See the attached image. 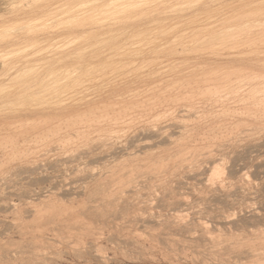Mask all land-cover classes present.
Here are the masks:
<instances>
[{"label":"rangeland","instance_id":"1","mask_svg":"<svg viewBox=\"0 0 264 264\" xmlns=\"http://www.w3.org/2000/svg\"><path fill=\"white\" fill-rule=\"evenodd\" d=\"M133 2L134 0H39V2L38 0H0V39L4 36L11 37L6 41L8 42L7 44L4 41L3 43L0 42V102L2 101L3 103L12 99L13 96L20 95V97L13 98L17 100H14V104H17V106L12 104L14 102L13 99L9 105L5 104L2 106L0 103V115H5L10 111V113H13L14 109H20L21 105V109L25 105L28 108L31 104L39 103L45 98L49 100L50 96V99H56L57 95L58 97L62 96L59 94H63L62 97L67 95L64 98L71 95L77 96L79 91L80 98L99 99L106 104L115 103L112 101L122 98L123 104L126 107L128 106V110L125 107L118 106V109L116 107L117 110L121 109L120 112L126 109L124 112L126 119L120 117L121 119L118 118L116 120V117L113 120L114 117L111 118L106 115L108 112L106 113L105 110H99L101 111L100 113H95L96 118H100L98 115H101V119L105 116L104 122L108 120V124L106 122L103 126V119L101 124V122H98L101 119L97 118V120L93 117V114H89L90 116L86 114L85 118L81 117L82 120H78V124L74 119L72 122L69 121L71 123H66L62 120L59 124L64 129L63 131L66 130L65 126L69 124L68 128L80 125L79 128L81 127L82 129L76 126L81 132L79 133V130L77 132L75 127L73 128L76 129V131L74 130L75 132L70 128L72 136H69V129L66 130L69 133V137H64L65 139L68 137L67 143L63 139V135L62 138L61 136L58 137H60V140L65 141H57L58 137L56 138V136H52L56 139L53 138L52 141L50 139L48 141L47 137L50 135H48L47 129H41V131L38 129L40 132L44 130V133H40L41 135L38 130V133L35 132L38 138H36L37 136L35 137L34 130H28V132L32 133L29 132L31 138L33 137L32 139L27 136L26 138L25 136H19L15 130L14 132H9V134H7L8 131L7 133L2 132L5 135L2 134L0 137V264H264V115H262L264 114V111H262L264 110V89L260 87L263 85H260L261 80H263L260 75L264 77V0H135ZM142 2L144 3L142 4ZM27 6L28 8H26ZM188 39L191 40L189 41ZM166 45L167 48L165 47ZM255 75H257V78L260 76L261 80L257 79L259 85L256 84L257 82L255 84L252 82V80L255 82L254 78L256 77H253ZM199 77L206 78L212 83L213 81H219L221 78L232 77L233 80L231 79L232 81L229 84L231 85L233 82L232 86L236 85L235 87H237L238 83L240 85V80L244 81V77L246 78H244L245 80L251 77L252 80H250L251 78L249 79L250 83L247 82L250 85L242 82L241 84L243 88L247 85L251 86L252 93L250 90L248 91L249 87L247 89L244 88L245 90L242 92L241 89L243 88L239 85L237 90L240 88L239 91L242 93L235 91V87L233 91L231 90L232 94L229 93V88L226 91L219 86V89L215 88V90L213 88L214 91L211 89L209 90L210 92L204 91V89L200 92L201 89L196 88L194 85H190V87L192 86L191 88L179 89L178 85L182 84L181 82L185 79H200ZM96 78L98 79L96 80ZM66 79L68 80L66 81ZM48 80L50 81L48 82ZM51 80L53 81L51 82ZM87 80L88 84H85ZM234 81L236 82L235 84ZM81 83L82 85H80ZM57 84H60V86ZM53 86H57L54 87L55 90L52 89ZM171 86L173 88L176 86L179 90L177 88L173 89ZM252 86L254 88L260 87L255 88L254 91L256 89L257 91L258 89L262 91H260L261 93L259 92L260 97L258 95L256 98L258 99L257 104H255V98L251 97L255 103L250 98L253 94H258V92L252 91L254 89ZM49 87L51 88L48 89ZM192 88L196 90L193 92L191 91ZM203 91L204 93H211L210 95L208 93V95L215 98L209 97L211 98L209 99L207 98L208 95H205L206 98L201 96L204 94ZM247 91L252 95L248 94ZM49 92L52 94H48ZM221 92L224 94H220ZM80 93L83 97H81ZM185 93L193 96L197 94L198 97L195 95L196 98H194L198 101L194 102V98L190 95L188 96L189 98L191 97L190 99L187 96L185 98L189 100L183 99L184 97L181 96L187 95ZM97 94L101 95L98 96ZM3 95L9 96L3 97ZM44 95L49 96V98ZM177 95L186 104L191 103L190 105H193L195 103L194 106L196 108L191 109L192 106L190 105L184 106V101H181V98H176ZM122 96L126 97L123 98ZM42 97L44 98L42 99ZM169 97L174 98V100L172 99L171 101ZM192 98L193 102L191 101ZM218 98L219 100L216 101ZM25 99L27 103H25ZM159 99L161 101L157 102ZM176 99L182 102L179 104L184 107L177 104L178 101ZM202 100L204 103H199ZM163 101H168L171 105L177 104L176 106L173 105V107L170 105L173 109H169L174 112V115L178 111V116L175 115L176 118L173 112H168V102H165V107L167 108L161 105ZM187 101L190 102L188 103ZM220 101L223 102L220 103ZM158 103L160 104L158 105ZM155 104L159 108L162 106L160 110L155 107L156 110L158 109L157 112L153 111ZM198 105L201 107H197ZM232 105L233 107H231ZM174 106H180L181 108L179 107V109L181 110L178 108L174 109ZM246 106L249 108L247 110L253 109L252 113L250 112L251 110H246ZM147 107L152 110L151 116L153 118L149 117L150 114L148 112L150 109ZM185 107L193 110L194 116L197 114L200 116L205 110L203 113L204 115L207 113V117L205 118L204 116V120L207 121L212 116L208 122L213 120L217 125H214L215 122L213 121H211L213 123L209 122L208 124L203 119L200 120L202 117H199L198 120V115L195 119L192 116V111L190 110L192 114L189 109V112H187ZM207 107L211 110H207ZM162 108L165 109L163 110L164 114L159 116V118L158 115L163 113ZM182 108L185 110L183 109V111ZM201 109L202 112H200ZM221 109L225 110L224 113L216 111ZM129 110L128 115L131 114L129 115L130 118L132 117L131 119L126 113ZM194 110L199 111V113L197 111L195 113ZM246 112H250L249 115L251 114V116H247ZM188 113L192 116L191 118ZM121 114L123 115V113ZM179 115L182 117L187 115L188 118L184 117L185 119L182 120L183 118ZM155 116L159 119L158 121H154L156 120ZM89 117H92V119H87ZM179 117L185 123L186 119L189 120L190 118L189 121L187 120V123L189 122L188 125H190L186 126L187 123L180 122ZM93 118L99 123H94L96 129L94 126L90 127L89 125L91 121H94ZM127 118L130 119L128 122ZM151 118L153 122L150 121L152 120ZM85 119L89 120V123ZM118 120H120L119 123ZM176 120L177 125L179 122V126L175 125L176 123L173 124L172 121ZM109 121H113L115 124ZM200 122L202 124L205 123V126L211 125L216 128L226 125L223 129L221 128L224 133H220L219 131L222 130H219L220 135L218 134L214 141L215 148L219 141L221 144L219 143L218 145L222 146H218L216 149L212 146L214 148L212 153L214 155H216L215 152L217 153V156L213 157L211 154V158L218 159L214 163L219 168L218 175L208 178V173H203L204 167H211L209 159L207 162L202 160L201 163L193 161L194 168L178 171V174L176 171H174L175 173L170 171L171 173H166L165 177L162 175V178L159 177L157 181L147 178L146 174L144 175L146 163L148 164L149 161L155 159L157 155L158 157H163L171 152L168 148L169 146H167L168 142H163L164 140L160 139L161 137L163 138V134L170 135L172 132H176L175 134L177 135V129L169 132L171 129L168 130V127L173 126L175 128L176 126L181 129L182 126H186L181 130L184 131L190 130L192 124L201 126L202 124H197ZM112 123L116 126V129ZM180 123L185 126L183 124L180 126ZM71 124L74 126L72 127ZM106 124L108 127L112 124L109 127L111 130L108 127H104ZM166 124H169V126ZM229 124L235 125L234 128L233 125L231 127ZM99 125L104 127L102 129L107 128L108 130H100ZM165 125L166 130L164 127L162 128ZM119 126L122 127L119 128ZM156 126H160V129L156 128ZM87 127L90 131H87ZM230 127L233 128V131H231ZM155 128L158 129V133H156ZM224 128L228 129L225 130ZM234 129L239 130L235 131ZM148 130H150L151 134ZM159 130H163L164 133ZM86 131L90 133H88V136ZM114 131L116 134L113 133ZM78 133L80 134L79 138ZM153 133L156 136L161 133L159 142L156 140L158 136L156 137ZM174 133L171 134L173 140L178 138H174ZM145 134L148 137L151 136L146 139ZM10 135L12 137L11 142H9ZM17 135L19 139H23L21 142H24L23 144L18 142L20 140ZM64 135H67V133ZM13 136L14 138L16 137L19 144L18 146L16 145L17 147L14 145L17 143L14 141ZM151 137L153 139H150ZM3 138L5 139L3 140ZM28 140L33 143H29ZM149 140L153 143L149 142V144L146 142ZM154 140L158 145L155 146ZM216 140L219 141L216 142ZM141 141L142 143H140ZM143 141L150 145V148L146 150L149 153L153 152V154H150L151 157L145 154V150L142 151V149L137 147L139 146L138 143L141 145ZM68 142L72 145H69ZM135 142H137V146ZM63 143H65L64 146ZM25 144L28 146H25ZM52 144L56 146H51ZM20 145L23 146L21 147ZM128 145L129 147H127ZM134 145L135 148H133ZM14 146L15 150H13ZM152 146L155 147L153 148ZM121 148L123 151H120ZM217 150L221 153L219 154ZM18 151L20 153L23 152L21 153L23 156ZM126 151L129 153H126L128 156L125 154ZM135 151L136 153L139 151V154H136ZM3 152L4 155H2ZM7 152L8 156L10 155L9 159L6 155ZM30 152H34L32 153L33 155ZM87 152L88 154H86ZM222 152L225 153L224 156ZM134 153L138 159L133 157V155L131 156ZM16 155L20 158L13 157ZM141 155H144V158ZM57 161L60 163H57ZM90 163L94 164L91 165ZM139 165L141 167H139L140 170L137 168ZM2 166L5 168H2ZM133 167L135 168L132 170L131 168ZM196 173H199V175ZM120 174L121 176H119ZM193 174L197 175V177H194ZM118 176L124 182L126 181L127 183L128 181L126 186V183L119 185L120 183L117 180L119 181L120 178ZM39 178L41 179L39 180ZM130 179L131 181H129ZM115 183H118V185H115ZM149 185H154L151 187L153 189H150ZM98 188L101 189V192ZM110 190L113 192L111 195L109 194ZM102 191L107 196L106 201L102 200L104 195ZM70 208L71 211L76 210L74 213L79 218L75 217L73 212L70 214ZM54 211L58 212L59 217ZM59 212L60 214H62L61 212L69 213L73 217L71 218L66 214L61 216ZM77 212L80 216H78ZM38 219L41 221L39 222ZM62 222H67L68 227H66V223L65 226ZM76 222L79 225L76 226ZM53 223H56V225ZM57 223L60 225H57ZM69 228L72 230L69 231Z\"/></svg>","mask_w":264,"mask_h":264},{"label":"bare ground","instance_id":"2","mask_svg":"<svg viewBox=\"0 0 264 264\" xmlns=\"http://www.w3.org/2000/svg\"><path fill=\"white\" fill-rule=\"evenodd\" d=\"M2 2H3V1H2ZM4 2H5V1H4ZM25 2H26V1H25ZM38 2H39V0H38ZM134 2H135V0H134ZM134 2H133V3H134ZM137 2H138V1H137ZM133 3H132V4H133ZM138 3H139V2H138ZM138 3H137V5H138ZM143 3H144V2H142V4H143ZM139 4H140V3H139ZM137 5L135 4V6H137ZM140 5H141V4H140ZM149 5H150V4H149ZM1 6H2V3H1ZM8 6H9V5H8ZM23 6H24V5H23ZM138 6H139V5H138ZM26 8H28V6H27ZM26 8H25V9H26ZM6 9H7V8H6ZM14 11H15V10H14ZM18 11H20V9H18ZM187 11H188V10H187ZM258 12H259V11H258ZM225 13H226V12H225ZM255 13H256V12H255ZM92 14H93V13H92ZM180 15H181V14H180ZM231 15H232V14H231ZM256 15H257V13H256ZM258 16H259V15H258ZM239 17H240V16H239ZM256 17H257V16H256ZM243 18H244V17H243ZM259 18H260V17H259ZM36 19H37V18H36ZM216 19H217V18H216ZM235 19H236V18H235ZM38 20H39V19H38ZM250 20H251V19H250ZM262 20H263V19H262ZM25 22H26V21H25ZM217 22H218V21H217ZM30 23H31V22H30ZM227 23H228V22H227ZM246 23H247V22H246ZM12 24H13V23H12ZM33 24H34V23H33ZM263 24H264V23H263ZM5 25H6V24H5ZM65 26H66V25H65ZM244 26H245V25H244ZM249 26H250V25H249ZM262 26H263V25H262ZM0 27H1V26H0ZM28 27H29V25H28ZM223 27H224V26H223ZM187 28H188V26H187ZM209 28H210V27H209ZM35 29H36V28H35ZM203 29H204V28H203ZM240 29H241V28H240ZM31 30H32V29H31ZM231 30H232V29H231ZM238 30H239V29H238ZM258 30H259V29H258ZM228 31H229V30H228ZM261 31H262V30H261ZM263 31H264V30H263ZM263 31H262V32H263ZM195 32H196V31H195ZM198 32H200V31H198ZM208 32H209V30H208ZM31 33H32V32H31ZM258 33H259V32H258ZM260 33H261V32H260ZM148 34H149V33H148ZM184 34H187V33H184ZM213 34H214V33H213ZM231 34H232V33H231ZM234 34H235V33H234ZM8 35H9V34H8ZM15 35H16V34H15ZM134 35H135V34H134ZM192 35H193V34H192ZM221 35H222V34H221ZM224 35H225V34H224ZM229 35H230V34H229ZM240 35H241V34H240ZM249 35H250V34H249ZM256 35H257V34H256ZM213 36H214V35H213ZM233 36H234V35H233ZM236 36H237V35H236ZM136 37H137V36H136ZM188 37H189V36H188ZM194 37H196V36H194ZM217 37H218V36H217ZM10 38H11L10 36H9V37L4 36V37H2V39H0V42H1V43H3V41L6 42V41L9 40ZM175 38H176V37H175ZM185 38H186V37H185ZM192 38H193V37H192ZM192 38H191V39H192ZM222 38H223V37H222ZM228 38H229V37H228ZM233 38H234V37H233ZM191 39H190V40H191ZM194 39H195V38H194ZM203 39H204V38H203ZM217 39H218V38H217ZM217 39H216V40H217ZM248 39H249V38H248ZM258 39H259V37H258ZM258 39H257V40H258ZM188 40H189V39H188ZM190 40H189V41H190ZM222 40H223V39H222ZM225 40H226V39H225ZM230 40H231V39H230ZM230 40H229V41H230ZM239 40H240V39H239ZM253 40H254V39H253ZM51 41H52V40H51ZM76 41H77V40H76ZM172 41H173V40H172ZM178 41H179V40H178ZM251 41H252V40H251ZM55 42H56V41H55ZM233 42H234V41H233ZM239 42H240V41H239ZM244 42H246V41H244ZM247 42H248V41H247ZM259 42H260V41H259ZM7 43H8V42H6L5 44H7ZM205 43H206V42H205ZM254 43H256V42L254 41ZM176 44H177V43H176ZM215 44H216V43H215ZM225 44H226V43H225ZM234 44H235V43H234ZM71 45H72V44H71ZM168 45H169V44H168ZM179 45H181V44H179ZM186 45H187V44H186ZM223 45H224V43H223ZM228 45H229V44H228ZM238 45H239V43H238ZM243 45H244V44H243ZM193 46H194V45H193ZM3 47H4V46H3ZM165 47L167 48V45H166ZM172 47H173V46H172ZM179 47H180V46H179ZM218 47H219V46H218ZM124 48H125V47H124ZM182 48H183V47H182ZM207 48H208V47H207ZM229 48H230V46H229ZM233 48H234V47H233ZM241 48H242V46H241ZM254 48H255V47H254ZM258 48H259V47H258ZM145 49H146V48H145ZM193 49H194V48H193ZM222 49H223V48H222ZM236 49H237V48H236ZM121 50H122V49H121ZM159 50H160V49H159ZM191 50H192V49H191ZM227 50H228V48H227ZM19 51H20V50H19ZM25 51H26V50H25ZM61 51H62V50H61ZM148 51H149V50H148ZM160 51H161V50H160ZM196 51H197V50H196ZM198 51H199V50H198ZM204 51H205V50H204ZM207 51H208V50H207ZM215 51H216V50H215ZM229 51H230V50H229ZM235 51H236V50H235ZM238 51H239V50H238ZM251 51H252V50H251ZM131 52H132V51H131ZM193 52H194V50H193ZM226 52H227V51H226ZM232 52H233V51H232ZM253 52H254V51H253ZM10 53H11V52H10ZM200 53H201V52H200ZM220 53H222V51H220ZM37 54H38V53H37ZM217 54H218V53H217ZM254 54H255V53H254ZM202 55H203V53H202ZM243 55H244V54H243ZM23 56H24V55H23ZM170 56H171V55H170ZM176 56H177V55H176ZM179 56H180V55H179ZM190 56H191V55H190ZM233 56H234V55H233ZM240 56H241V55H240ZM177 57H178V56H177ZM237 57H238V56H237ZM244 57H245V56H244ZM26 59H27V58H26ZM156 59H157V58H156ZM159 59H160V58H159ZM241 59H242V58H241ZM162 60H163V59H162ZM211 60H212V59H211ZM159 61H160V60H159ZM144 62H145V61H144ZM148 62H149V61H148ZM242 62H243V61H242ZM145 63H146V62H145ZM169 63H170V62H169ZM140 64H142V63H140ZM18 65H19V64H18ZM20 65H21V64H20ZM128 65H129V64H128ZM144 65H145V64H144ZM147 65H148V64H147ZM170 65H171V64H170ZM170 65H169V66H170ZM173 65H174V64H173ZM131 66H132V64H131ZM106 67H107V66H106ZM112 67H113V66H112ZM128 67H129V66H128ZM166 68H167V67H166ZM197 68H198V67H197ZM199 68H200V67H199ZM78 69H80V68H78ZM87 69H88V68H87ZM130 69H131V67H130ZM66 70H67V69H66ZM69 70H70V69H69ZM74 70H75V69H74ZM135 70H137V69H135ZM156 70H157V69H156ZM165 70H166V69H165ZM192 70H193V69H192ZM78 71H79V70H78ZM125 71H126V70H125ZM174 71H175V70H174ZM76 72H77V71H76ZM82 72H84V71H82ZM160 72H161V71H160ZM224 72H225V71H224ZM70 73H71V72H70ZM126 73H127V72H126ZM132 73H133V72H132ZM132 73H131V74H132ZM163 73H164V71H163ZM170 73H171V72H170ZM208 73H209V72H208ZM68 74H69V73H68ZM73 74H74V73H73ZM113 74H114V73H113ZM118 74H119V73H118ZM128 74H129V73H128ZM128 74H126V75H128ZM221 74H222V73H221ZM88 75H89V73H88ZM106 75H107V74H106ZM106 75H105V76H106ZM111 75H112V74H111ZM126 75H125V76H126ZM249 75H250V74H249ZM253 75H254V74H253ZM257 75H258V74H257ZM257 75L253 76V77H256V78H254V79H255V82H254V80H252L251 77H250L251 79L249 78L250 80H252L253 84H255V83L257 82V79H258V78H259L258 80H261V79H260V76H261V78L264 80V77H262V75L259 74L260 76H258V78H257ZM53 76H54V75H53ZM68 76H69V75H68ZM128 76H129V75H128ZM131 76H132V75H131ZM155 76H157V75H155ZM170 76H171V75H170ZM235 76H236V74H235ZM263 76H264V75H263ZM89 77H90V76H89ZM102 77L104 78L103 74H102ZM107 77H108V76H107ZM120 77H121V76H120ZM206 77H207V76H206ZM208 77H209V76H208ZM218 77H219V76H218ZM52 78H53V77H52ZM55 78H56V76H55ZM63 78H64V77H63ZM76 78H77V77H76ZM87 78H88V77H87ZM87 78H86V79H87ZM115 78H116V76H115ZM152 78H153V77H152ZM199 78H200V79H185L184 81L181 82L182 84L179 83V84H180V85H178V86H179V89H185L186 87L191 88L192 86L190 87V85H194L196 88L201 89V91H200V90H199V91L202 92L203 89H204V91H209V90H211V89H213V88H214V89H215V88H218V86H219V87H221V89L224 88L223 90H226V89L228 90V88H229V89H230V92H229V93H231V92L233 91L234 87L236 86V85L232 86L233 82H232L231 85L229 84V83L233 80L232 77H231V78H230V77H228V78H223V79L221 78V79H219V81H213V83L210 82V81H208V79H206V78H201V77H199ZM244 78H245V77H244ZM244 78H243V80L246 81V82H244V81L242 82V80H240V81L238 80V81L240 82V85H239V83L237 82V83H238V84H237V87H238V85L242 87L241 82L244 83V84H248L247 82H249L250 80L248 79V77H247L248 80H245L246 78H245V79H244ZM82 79H83V77H82ZM82 79H81V80H82ZM97 79H98V78H96V80H97ZM105 79H106V78H105ZM231 79H232V80H231ZM64 80H65V79H64ZM67 80H68V79H66V81H67ZM73 80H74V79H73ZM77 80H78V79H77ZM101 80H102V78H101ZM115 80H116V79H115ZM209 80H210V79H209ZM263 80H261L263 83L260 81V82H261L260 85H262V84L264 85V81H263ZM49 81H50V80H48V82H49ZM52 81H53V80H51V82H52ZM54 81H55V80H54ZM61 81H62V80H61ZM91 81H92V79H91ZM57 82H58V81H57ZM57 82H56V83H57ZM77 82H78V81H77ZM84 82H85V81H84ZM115 82H116V81H115ZM60 83H62V82H60ZM86 83L88 84V80H87V82H85V84H86ZM95 83H96V82H95ZM98 83H99V82H98ZM235 83H236V82L234 81V84H235ZM249 83H250V82H249ZM62 84H63V83H62ZM89 84H91V83H89ZM101 84H102V83H101ZM132 84H133V83H132ZM256 84L259 85V82H257ZM47 85H48V83H47ZM47 85H46V86H47ZM57 85L60 86V84H57ZM69 85H70V84H69ZM69 85H68V86H69ZM78 85H79V84H78ZM80 85H82V83H81ZM159 85H160V84H159ZM248 85H250V84H248ZM248 85H247V86H244V88L247 89V87H249L248 91L250 90V92H251V89H250L251 86H248ZM263 85L260 86V87H262L261 89H264V88H263V87H264ZM51 86H52V85H51ZM70 86H71V85H70ZM72 86H73V85H72ZM88 86H89V85H88ZM91 86H92V85H91ZM129 86H130V85H129ZM176 86H177V85H176ZM176 86H175V88H177ZM216 86H217V87H216ZM254 86H255V85H254ZM27 87H30V86H27ZM39 87H40V86H39ZM54 87H57V86H53L52 89H54ZM66 87H67V86H66ZM74 87H75V86H74ZM171 87H172V86H171ZM200 87H201V88H200ZM237 87H235V89H236L235 91H238V92H241V91H242V92H244L245 89H244L243 87H242L243 89H241V91H239L240 88H239V90H237ZM252 87H253V86H252ZM257 87H258V86H257ZM257 87H255V88H257ZM260 87H258V88H260ZM50 88H51V87H49L48 89H50ZM58 88H60V87H58ZM61 88H62V86H61ZM69 88H71V87H69ZM81 88H82V86H81ZM98 88H99V87H98ZM102 88H103V87H102ZM172 88H173V87H172ZM175 88H173V89H175ZM189 88H188V89H189ZM253 88H254V87H253ZM253 88H252V89H253ZM255 88H254L252 91H254ZM31 89H32V88H31ZM36 89H37V88H36ZM48 89H47V90H48ZM67 89H68V88H67ZM83 89H84V88H83ZM88 89H89V88H88ZM144 89H145V88H144ZM173 89H172V90H173ZM177 89H178V88H177ZM179 89H178V90H179ZM188 89H187V90H188ZM214 89H213L212 91H214ZM218 89H219V88H218ZM7 90H8V89H7ZM11 90H12V89H11ZM33 90H34V89H33ZM54 90H55V89H54ZM57 90H58V89H57ZM62 90H63V88H62ZM81 90H82V89H81ZM84 90H85V89H84ZM86 90H87V89H86ZM141 90H142V89H141ZM155 90H156V89H155ZM195 90H196V89H195ZM195 90H194V88H192L191 91L194 92ZM215 90H216V89H215ZM227 90H226V91H227ZM231 90H232V91H231ZM38 91H39V90H38ZM40 91H41V90H40ZM73 91H74V90H73ZM87 91H88V90H87ZM204 91H203V93H204ZM212 91H211V92H212ZM248 91H247V93L249 94L250 92H248ZM260 91H261V90H260ZM260 91H259V89H258V91H257V89H256V91H254L255 93L258 92V94H256V95L253 94V95L256 96V97H254V96L251 94V93H252V92H251L250 94H251L252 96L249 95L250 98L252 97L253 99H254V98L256 99V98L258 97ZM44 92H45V91H44ZM52 92H54V91H52ZM59 92L62 93L61 91H59ZM59 92H58V93H59ZM79 92H80V91H79ZM79 92H77V94H78L77 96H76V95H74V96L71 95L70 97H67V98H64V97L67 96V95H65L64 97H62L63 94H59V95H62V96H59V97H58V95H57V96L55 95V94H56V92H55L54 95L56 96V99H53V98H52V99H53V100H52V99H50L51 96H50V98H49V96L47 97V95H46V96L44 95L45 97L49 98V100L45 98L46 100H45V99H44V100H41L39 103H36V102H35L36 104H33V105L31 104L30 106H28V108L25 107V106H27V105H25V106H24L25 109H24V108L21 109V108H22V105H21V108L18 109V110L14 109L15 111H13V113H10L11 111L8 110V111H10L9 113H7V114H5V115H0V137L2 136V134L5 135V133H2V132H6V133H7V131H8L7 134H9V132H11V131L14 132V130H15V131L18 133L19 136H22V137L25 136V138H26V136H27V137L31 138V136H30V133H31V132L29 131V132H30V133H29L28 130H34V135H35V132H37L38 129H39L40 131H41V129H44V130L47 129V130H48V131H47L48 135L51 136V138H49L50 136L47 137L48 139L45 137L48 141H49V139L52 141V139L55 138V137H52V136H56V138H57L58 136H61V138H62V135H63V139H65L66 136H68V134L70 133V128H71V126H70V128H68L70 124H69V125L67 124L68 126H65V125L63 124V125L65 126L66 130L69 129V130H68L69 133H68V131L66 132V130L63 131L64 129H63V128L61 127V125L59 124V122L61 123L62 120L65 121V122L67 123V122H69V121L72 122V120L74 119V120L77 122L78 120H82L81 117H84L86 114H87V116H90L89 114H93V115H94L95 113H98V112L100 113L101 111H99V110H105L106 113L108 112L109 114H108V113H107V114L104 113V114L108 115V116L111 117V118L114 117L113 120H115L116 117H117V118H116V120H117V119L120 118V117H124V115L126 116V114H125L124 112H125V110L128 108V106L126 107V105L123 104L124 101H123L122 98L119 97L120 99H115V101H114V100L112 101V102H115V103H109V102H110V101H109V102H108L109 104H106V103H104L103 101H100L99 99H98V100H90V99H88V98H87V99L80 98V97H79ZM90 92H91V91H90ZM90 92H89V93H90ZM95 92H96V91H95ZM178 92H179V91H178ZM178 92H177V93H178ZM182 92H183V91H182ZM184 92H185V91H184ZM193 92H192V94H193ZM197 92H198V90H197ZM197 92H196V93H197ZM209 92H210V91H209ZM209 92H207V93L205 92L206 94L204 93L203 95H201V94H199V95H201V96L204 97L205 95L207 96ZM217 92H218V91H217ZM242 92H241V93H242ZM261 92H262V91H261ZM261 92H260V93H261ZM28 93H29V92H28ZM75 93H76V92H75ZM212 93H213V92H212ZM232 93H233V92H232ZM232 93H231V94H232ZM235 93H236V92H235ZM3 94H4V93H3ZM34 94H35V93H34ZM48 94H50V92H49ZM51 94H52V93H51ZM51 94H50V95H51ZM66 94H67V93H66ZM72 94H73V93H72ZM173 94H174V93H173ZM185 94H187V93H185ZM192 94H191V95L189 94V95H190L191 97H193V98H194V97L196 98L197 94H195L196 96H195V95L193 96ZM210 94H211V93H209V95H210ZM220 94H222V92H221ZM223 94H224V93H223ZM223 94H222V95H223ZM225 94H227V93H225ZM231 94H230V95H231ZM237 94H238V93H237ZM245 94H246V92H245ZM248 94H247V96H248ZM1 95H2V94H1ZM11 95H13V94H11ZM23 95H24V94H23ZM25 95H26V94H25ZM37 95H38V94H37ZM40 95H41V94H40ZM80 95H82V94L80 93ZM89 95H91V94H89ZM97 95H98V94H97ZM99 95H101V94H99ZM99 95H98V96H99ZM168 95H169V94H168ZM189 95L187 94V95H184V96L182 95V96H181V94H180L181 97H184L183 99L187 98ZM209 95L207 96V98H209V97L212 98V97H213V96H209ZM212 95H214V94H212ZM218 95H219V94H218ZM234 95H235V94H234ZM234 95H233V96H234ZM239 95H240V94H239ZM8 96H9V95H3V97H8ZM30 96H31V95H30ZM33 96H34V95H33ZM68 96H69V95H68ZM86 96H87V95H86ZM93 96H95V95H93ZM114 96H115V95H114ZM126 96H127V95H126ZM126 96H124V97H126ZM186 96H187V97H186ZM201 96H200V98L202 99ZM206 96H205V98H206ZM237 96H238V95H237ZM244 96H245V95H244ZM247 96H245V97H247ZM16 97H20V95H18V96H13V98H16ZM21 97H22V96H21ZM38 97H39V96H38ZM52 97H53V96H52ZM81 97H83V95H82ZM115 97H116V96H115ZM115 97H114V98H115ZM122 97H123V96H122ZM124 97H123V98H124ZM181 97H179L178 95L176 96V98H179V99H180ZM191 97H190V98H191ZM197 97H198V96H197ZM217 97H218V96H217ZM217 97H216V98H217ZM227 97H228V96H227ZM259 97H260V95H259ZM13 98H12V99H13ZM43 98H44V97H42V99H43ZM54 98H55V97H54ZM91 98H93V97H91ZM188 98H189V97H188ZM190 98H189V99H190ZM193 98L191 99V101L193 100ZM195 98H194V102L197 100V99L195 100ZM200 98H199V100L201 101ZM211 98H209V99H211ZM213 98H215V97H213ZM219 98H220V97H219ZM219 98L216 99V101L219 100ZM223 98H224V97H223ZM231 98H232V97H231ZM252 98H251V99H252ZM12 99H9L8 101H5V102H3V103H2V101H1L0 103H1L2 106L5 105V104L9 105V103L12 102ZM18 99H19V98H18ZM26 99H27V98H26ZM26 99L24 100V101H26L25 103H27V100H26ZM30 99H31V97H30ZM35 99H37V98L35 97ZM35 99H34V100H35ZM40 99H41V98H40ZM40 99H39V100H40ZM134 99H135V98H134ZM164 99L166 100V98H164ZM164 99H163V100H164ZM169 99H171V101H172V99L174 100V98H172V97H169ZM183 99L181 98V101H182ZM189 99H185V100H189ZM227 99H228V98H227ZM233 99H234V98H233ZM233 99H232V100H233ZM253 99H252V102H253ZM14 100H15V99H13V101H14ZM20 100H21V99H20ZM28 100H29V99H28ZM127 100H129V99H127ZM135 100H137V99H135ZM154 100H156V99H154ZM176 100L178 101L177 104H179V103L181 104V103H182V102H180L178 99H176ZM220 100H221V99H220ZM244 100H245V98H244ZM257 100H258V99H256V103H255V102H253V103L257 104ZM260 100H261V98H260ZM15 101H17V100H15ZM15 101L12 102V104H14ZM18 101H19V100H18ZM24 101H23V102H24ZM144 101H145V100H144ZM159 101H161V100H160V99L157 100V102H159ZM169 101H170V100H169ZM177 101H176V102H177ZM183 101H184V100H183ZM197 101H198V100H197ZM200 101H199V103H202V104L204 103L203 100H202V102H200ZM205 101H207V100L205 99ZM208 101H209V100H208ZM210 101H211V100H210ZM214 101H215V100H214ZM216 101H215V102H216ZM254 101H255V100H254ZM262 101H263V100H262ZM262 101H261V102H262ZM23 102H22V103H23ZM29 102H30V101H29ZM31 102H33V101L31 100ZM31 102H30V103H31ZM37 102H38V101H37ZM152 102L155 103L154 101H152ZM163 102H164V101H163ZM163 102H161V105H162V106L164 105L163 107H165V102H168V101H165L164 104H162ZM173 102H175V101H173ZM187 102H188V101H187ZM189 102H190V101H189ZM189 102H188V103H189ZM192 102H193V101H192ZM215 102H214V103H215ZM218 102H219V101H218ZM221 102H223V101H220V103H221ZM246 102H247V101H246ZM258 102H259V101H258ZM16 103H17V102H16ZM25 103H24V104H25ZM128 103H129V102H128ZM128 103H127V104H128ZM168 103H169V102H168ZM171 103H172V102H171ZM183 103H184V104H183L184 106H185V105L188 106V105L191 104V103H190V104H186L185 101H184ZM197 103H198V102H197ZM197 103H196V104H197ZM199 103H198V104H199ZM206 103H209V102H206ZM206 103H205V104H206ZM210 103H211V102H210ZM249 103H250V102H249ZM253 103H252V104H253ZM262 103H263V102H262ZM139 104H140V103H139ZM151 104H152V103H151ZM151 104H150V105H151ZM159 104H160V103H158V105H159ZM172 104H173V103H172ZM177 104H176V105H177ZM180 104H179V105H180ZM192 104H193V103H192ZM194 104H195V103H194ZM194 104H193V105H190V106H192L191 109L196 108V107L194 106ZM246 104H247V103H246ZM263 104H264V103H263ZM1 105H0V108H1ZM14 105H15V104H14ZM130 105H131V104H130ZM148 105H149V104H148ZM152 105H153V104H152ZM170 105H171V104L169 103V106L167 105L169 108H167V107H165V108H167V109L169 110V109L172 108L173 105H175V104L171 105L172 107H171ZM176 105H175V106H176ZM200 105H201V104H200ZM206 105H208V104H206ZM211 105H212V103H211ZM211 105L209 104V106H211ZM228 105H229V104H228ZM233 105H234V104H233ZM233 105H232L231 107H233ZM15 106H17V104H16ZM118 106H119V107H125L126 109H125V110L122 109L123 112H120L121 109H120V110H117V109L119 108ZM132 106H133V105H132ZM156 106H157V104H155V106H154V108H153V111H154V112H157L158 109L156 110V108H159V106H158V107H156ZM162 106H161V107H162ZM175 106H174V107H175ZM180 106H181V107H184V106H182V105H180ZM180 106H179V107H180ZM190 106H189V107H190ZM193 106H194V107H193ZM204 106H205V105H204ZM258 106H259V105H258ZM258 106H257V107H258ZM262 106H263V105H262ZM12 107H13V106H12ZM12 107H11V109H12ZM116 107H117V109H116ZM149 107H151V106H149ZM155 107H156V108H155ZM161 107H160V108H161ZM179 107H175L174 109H176V108L179 109ZM181 107H180V108H181ZM197 107L200 108L201 106L198 105ZM223 107H224V106H223ZM223 107H222V108H223ZM227 107H228V106H227ZM250 107H251V106H250ZM6 108H7V106H6ZM16 108H17V107H16ZM18 108H19V107H18ZM131 108H132V107H131ZM137 108H138V107H137ZM147 108H148V107H147ZM151 108H152V107H151ZM160 108H159V110H160ZM185 108H186V107H185ZM211 108H212V107H211ZM3 109H4V108H3ZM3 109H2V110H3ZM8 109H9V108H8ZM145 109H146V108H145ZM148 109H150V108H148ZM172 109H173V108H172ZM183 109H184V108H182V110H183ZM188 109H189V108H186L187 112H189V111L191 110V109H189V111H188ZM229 109H230V108H229ZM241 109H242V108H241ZM247 109H249V108L246 106V110H247ZM259 109H260V108H259ZM262 109H263V108H262ZM6 110H7V109H6ZM127 110H128V109H127ZM139 110H140V109H139ZM141 110H142V109H141ZM150 110H151V109H150ZM150 110H149V112H148V113L150 114V116H149V115H148V116L153 118V116H151V115H152V114H151L152 110H151V111H150ZM163 110H165V109L162 108V111H163ZM168 110H167V111H168ZM179 110H181V109H179ZM184 110H185V109H184ZM184 110H183V111H184ZM207 110H211V109H208V107H207ZM236 110H237V109H236ZM250 110H251V111H250ZM250 110H247V111H250V112L252 113L253 109L250 108ZM0 111H1V109H0ZM175 111H176V110H175ZM191 111H192V113H193V110H191ZM191 111H190V113H191ZM196 111H197V110H194L195 113H196ZM204 111H205V110H204ZM204 111H203V112H204ZM216 111H218V112L221 111L222 113H224L225 110H224V109H223V110L221 109V110H216ZM231 111H232V109H231ZM262 111H264V110H262ZM4 112H5V111H4ZM117 112H118V113H117ZM128 112H130V110L126 112L127 115H128ZM168 112L170 113V112H173V111L169 110ZM168 112H167V113H168ZM177 112H178V111H177ZM177 112H175V113H176V114H175L176 116H178ZM181 112H182V111H181ZM185 112H186V111H185ZM197 112L199 113V111H197ZM200 112H202V109L200 110ZM203 112H202V113H203ZM206 112H207V111H206ZM208 112H209V111H208ZM212 112H213V111H212ZM250 112H246V114H248L247 116H251V114L249 115ZM5 113H6V112H5ZM102 113H103V112H102ZM121 113H123V115H122ZM148 113H147V114H148ZM165 113H166V112H165ZM190 113H188V114H189V116H190V118H191L192 116H194V113H193V114L191 113L192 116L190 115ZM202 113H201V115H202ZM237 113H238V111H237ZM237 113H236V114H237ZM257 113H258V112H257ZM2 114H3V112H2ZM110 114H111V116H110ZM137 114H138V112H137ZM155 114L157 115V113H155ZM162 114H164V111H163V113H161L160 115H158V117L161 116ZM171 114H172V113H171ZM231 114H232V113H231ZM238 114H239V113H238ZM242 114H245V113H242ZM129 115H131V114H129ZM129 115H128V116H129ZM153 115H154V114H153ZM166 115H167V114H166ZM173 115H174V112H173ZM175 115H174V116H175ZM180 115H181V114H180ZM180 115H179V116H180ZM184 115H185V114H184ZM184 115H183V117L180 116V117H182L183 119L179 117V118H180V122L185 123V121H182V120L185 119L184 117H187V118H188L187 115H186V116H184ZM197 115H198V114H197ZM197 115H196V116H197ZM201 115H200V116L198 115V117H197L198 120H199V117H202V118H200V120H201V119L204 120V116H205V118L207 117V116H206L207 113H205V115H204V113H203L202 116H201ZM229 115H230V114H229ZM256 115H257V114H256ZM262 115H264V114H262ZM91 116H92V115H91ZM98 116H100V118H99V117H97V118L101 119V115H98ZM128 116H127V117H128ZM132 116H133V115H132ZM163 116H164V115H163ZM163 116H162V117H163ZM169 116H171V115H169ZM174 116H172V117H174ZM176 116H175V118H176ZM196 116H194L195 119H196ZM221 116H222V115H221ZM226 116H227V115H226ZM242 116H243V115H242ZM242 116H241V117H242ZM247 116H244V117H247ZM254 116H255V115H254ZM254 116H253V117H254ZM257 116H258V115H257ZM259 116H260V115H259ZM52 117H55V118H52ZM93 117H95V115H94ZM102 117H103V116H102ZM134 117H135V116H134ZM149 117H148V118H149ZM155 117H156V116H155ZM223 117H224V116H223ZM227 117H228V116H227ZM84 118H85V117H84ZM84 118H83V120H84ZM95 118H96V117H95ZM97 118H96V119H97ZM104 118H105V116H104ZM104 118H102L103 121H102V119H101V120H98V119H97V120H98V122H101V121L104 122ZM124 118H125V117H124ZM129 118H130V116H129ZM129 118H127V119H128L127 122H128L132 117H131L130 119H129ZM152 118H151V119H152ZM159 118H160V117H159ZM175 118H173V119L175 120ZM190 118H189V120H190ZM211 118H212V116H211ZM211 118H210V119H211ZM228 118H229V117H228ZM238 118H240V117H238ZM260 118H261V117H260ZM262 118H263V117H262ZM87 119L90 120V119H92V117H89V118H87ZM120 119H121V118H120ZM125 119H126V118H125ZM125 119H124V121L126 122ZM137 119H138V118H137ZM149 119H150V118H149ZM155 119H156V120H154V121H158V120H159V119H157V117H156ZM173 119H172V120H173ZM181 119H182V120H181ZM210 119H208V120H210ZM85 120H86V119H85ZM89 120H88V121L86 120V122L89 123ZM93 120H94V118H93ZM97 120H94L95 122H94V121H93V122L91 121L92 124H90L91 122L89 123L90 127H91V126H94L95 129H96V125H94V123L96 124ZM106 120H107V118H106ZM106 120H105V121H106ZM163 120H164V119H163ZM177 120H178V119H177ZM177 120H176V121H172L173 124L176 123ZM187 120H188V119H186V123H187ZM189 120H188V121H189ZM208 120H207V121L204 120V121L207 122L208 124H209V122H210V123L215 122V121H213V120H211V121H213V122H211V121L208 122ZM220 120H221V119H220ZM231 120H232V119H231ZM240 120H241V119H240ZM248 120H249V119H248ZM119 121H120V120H118V123H119ZM124 121H123V122H124ZM150 121L153 122V119L150 120ZM178 121H179V120H178ZM193 121H194V119H193ZM196 121H197V120H196ZM204 121H203V122H204ZM250 121H251V120H250ZM71 122H69V123H71ZM86 122H85V123H86ZM98 122H97V123H98ZM102 122H101V124H102ZM106 122H107V124H108V120H107ZM106 122H104V124H102V126L105 125ZM109 122H113V121H109ZM136 122H137V121H136ZM139 122H140V121H139ZM168 122H169V121H168ZM190 122H191V121H190ZM218 122H219V121H218ZM255 122H256V121H255ZM263 122H264V121H263ZM66 123H65V124H66ZM113 123H114V122H113ZM113 123H112V124H113ZM118 123L116 122V125H117ZM120 123H121V122H120ZM170 123H171V122H170ZM183 123H180V126H181V124H183ZM186 123H185V124H186ZM188 123H189V122H188ZM188 123L186 124V126L188 125ZM207 123H206V124H207ZM222 123H223V120H222ZM226 123H228V122H226ZM234 123H235V122H234ZM241 123H242V122H241ZM241 123H240V124H241ZM13 124H14V126H13ZM77 124H78V122H77ZM82 124H83V123H82ZM86 124H87V123H86ZM98 124H99V123H98ZM101 124H100V125H101ZM107 124H106V126H104V127H108ZM112 124H110V125H112ZM114 124H115V123H114ZM114 124H113V127L115 128L116 126H115ZM122 124H123V123H122ZM125 124H126V123H125ZM134 124H135V123H134ZM147 124H148V123H147ZM197 124H202V123L200 122V123H197ZM203 124H204V125H203ZM203 124H202L201 126H200V125L192 124V125L190 126V128H191L190 130H184V131H181V130H183L182 128H185V127H186L184 124H183V125H184L185 127L182 126L181 129H180L179 127H176V126H175V125H177V123L174 125L175 128H174L173 126H169V124H166V125H168V126L170 127V128L168 127V130L171 129V131L169 130V132H172V131H174L175 129H177V135L175 134L176 132H175V133L172 132V133H174V135L176 136V137L174 136V138H177V137H178V138L175 139V140H173V138H172V137H173V136L171 135L172 133H171L170 135H168L167 133H166L167 135L163 134V138H162V137H161V138L159 137V135L161 136V133H160L159 135H157V136H158V137H157L156 134H154L155 132H154V130H153V128H152V130H153V132H154L153 134L157 137L156 140L158 141L159 138H160V139L164 140L163 142H168V145H167V143H166V145L169 146L168 148L171 150V152H170L169 154H167L166 156H163V157H161V156L158 157V155H157V157H156L155 159L149 161L148 164L146 163V166H145V170H146V172H145L144 170H142L143 172H145L144 175L146 174L147 178L152 179L153 181H154V180L157 181V179H158L159 177L162 178V175H164L163 177H165V176H166V173H168V172H170V171H173L172 173H175L174 171H176L177 174H178V171L189 170L190 168H194L195 166L192 164L193 161H197L198 163H201L202 160H203V161L206 160L205 162H207V160L209 161V159H210V161H211V162H210V166H211V167H206V168H205V167L203 166V167H204V170H202L203 173H205V174L208 173V175H209L208 178H210V177H212V176H216V175H218L219 168L216 166V164H214L218 159H213V158H211V154H212V157H213V156H217V153H216V152H215L216 155H214V154L212 153V151H214L213 149L215 148V147H214V146H215V145H214V144H215L214 141H215V139L217 138V135H218V134L220 135V133L223 132L222 129H223V127L226 126V125H224V126L221 125L220 128H216V127H212L211 125H210L211 127H210L209 125H208V126H207V125L205 126V123H203ZM235 124H239V123L236 122ZM71 125H72V124H71ZM83 125H85V124H83ZM87 125H88V124H87ZM87 125H86V126H87ZM89 125H88V127H89ZM100 125H99V126H100ZM110 125H109V127H110ZM123 125H124V124H123ZM131 125H132V124H131ZM166 125H165V126H162V128L164 127L165 130H166ZM171 125H172V124H171ZM189 125H190V124H189ZM189 125H188V126H189ZM193 125H194V127H193ZM212 125H213V124H212ZM214 125H217L216 122H215ZM232 125H233V124H232ZM232 125L229 124V126H231V127H232ZM242 125H243V124H242ZM64 126H63V127H64ZM73 126H74V125H72V127H73ZM76 126H77V125H76ZM76 126H74V127L76 128ZM79 126H80V125H79ZM79 126H77V127L79 128ZM81 126H82V125H81ZM147 126H148V125H147ZM177 126H179V122H178V125H177ZM234 126H235V125H233V128H234ZM249 126H250V125H249ZM74 127H73V128H74ZM83 127H85V126H83ZM83 127H82V128H83ZM88 127H87V128H88ZM104 127H101V126H100V130H105V129H107V128L102 129V128H104ZM109 127H108V129L111 130V128H109ZM111 127H112V126H111ZM117 127H118V125H117ZM121 127H122V126H121ZM121 127L119 126V128H121ZM131 127H132V126H131ZM136 127H139V126H136ZM144 127H145V126H144ZM154 127H155V126H154ZM171 127H173L174 129L171 128ZM209 127H210V128H209ZM231 127H230V128H231ZM237 127H240V126H237ZM237 127H236V128H237ZM243 127H244V126H243ZM260 127H261V126H260ZM73 128H71V129H72L73 131H74V130L76 131L77 128H76V129H73ZM87 128H86V129H87ZM97 128H98V125H97ZM119 128H118V129H119ZM133 128H135V127H133ZM148 128H149V127H148ZM156 128H159V129H160V126H156ZM156 128H155V129H156ZM221 128H222V129H221ZM230 128H229V129H230ZM233 128H231V129H232L231 131H233ZM256 128H257V127H256ZM79 129H81V127H80ZM79 129H77V132H78ZM86 129H85V130H86ZM91 129H92V128H91ZM108 129H107V130H108ZM115 129H116V128H115ZM142 129H143V128H142ZM164 129H163V130H164ZM172 129H173V130H172ZM224 129L226 130V129H228V128H224ZM254 129H255V126H254ZM39 130H38V131H39ZM44 130H42V132L39 131V134H40V133H44ZM81 130H82V129H81ZM88 130L90 131L89 128L87 129V131H88ZM107 130H106V131H107ZM110 130H109V133H110ZM130 130H131V129H130ZM150 130H151V129H150ZM150 130H148V131H149V133L151 134ZM152 130H151V131H152ZM163 130H159V131H162V132H163ZM165 130H164V131H165ZM168 130H167V131H168ZM179 130H180V131H179ZM219 130H222V131H219ZM225 130H224V131H225ZM234 130H235V131H238L239 129H234ZM251 130H252V129H251ZM258 130H259V129H258ZM75 131H74V132H75ZM87 131H86V134H87V136H88V133H89V132L87 133ZM93 131H94V130H93ZM117 131H118V130H117ZM120 131H121V130H120ZM138 131H139V130H138ZM148 131H147V134L149 135ZM155 131H156V133H158V129H156ZM175 131H176V130H175ZM218 131H219L220 133H219ZM228 131H230V130H228ZM244 131H245V130H244ZM254 131H255V130H254ZM13 132H12V133H13ZM82 132H83V131H82ZM107 132H108V131H107ZM240 132H241V131H240ZM248 132H249V131H248ZM252 132H253V131H252ZM256 132H257V131H256ZM256 132H255V133H256ZM12 133H10V134L12 135ZM37 133H38V132H37ZM47 133H45V134H47ZM66 133H67V135H64V134H66ZM79 133H81L80 130H79ZM79 133L77 134V135H78V138H79V135H80ZM113 133L116 134L115 131H114ZM117 133H118V132H117ZM128 133H129V132H128ZM130 133H131V132H130ZM163 133H164V132H163ZM223 133H224V132H223ZM225 133H227V132H225ZM228 133H229V132H228ZM230 133H232V132H230ZM233 133H235V132H233ZM246 133H247V132H246ZM250 133H251V131H250ZM260 133H261V132H260ZM20 134H21V135H20ZM24 134H25V135H24ZM31 134H32V133H31ZM72 134H73V133H72ZM89 134H90V133H89ZM101 134H102V133H101ZM104 134H105V133H104ZM114 134H113V135H114ZM143 134H144V133H143ZM143 134H142V135H143ZM11 135H10V138H9V137H6V138H9V139H10L9 142H11V138H12ZM13 135H14V134H13ZM18 135H17V137H18V139H19V136H18ZM34 135H33V136H34ZM40 135H41V134H40ZM70 135H71V133L69 134V136H70ZM82 135H83V134H82ZM105 135H107V134H105ZM111 135H112V133H111ZM154 135H153V136H154ZM244 135H245V134H244ZM6 136H7V135H6ZM8 136H9V135H8ZM36 136H37V137H36ZM45 136H46V135H45ZM69 136H68V137H69ZM71 136H72V135H71ZM74 136H76V134H74ZM84 136H85V134H84ZM87 136H86V137H87ZM100 136H102V135H100ZM137 136H139V135H137ZM143 136H144V135H143ZM150 136H151V135H150ZM150 136H149V137H150ZM153 136H152V137H153ZM164 136H165V137H164ZM222 136H223V135H222ZM222 136H221V137H222ZM224 136H225V135H224ZM3 137H5V136H3ZM35 137L38 138V135L36 134ZM39 137H40V136H39ZM43 137H44V136H43ZM64 137H65V138H64ZM68 137H67V139H68ZM141 137H142V136H141ZM145 137H147L146 139L149 138L148 136H146V134H145ZM145 137H144V139H145ZM152 137H151L150 139H153ZM240 137H241V136H240ZM263 137H264V136H263ZM13 138H14V136H13ZM32 138H33V137H32ZM32 138H31V139H32ZM45 138H44V140H45ZM56 138H55V139H56ZM58 138H59V139H58ZM58 138H57V141L60 140V137H58ZM71 138H73V137H71ZM80 138H81V137H80ZM133 138H134V137H133ZM133 138H132V139H133ZM142 138H143V137H142ZM247 138H248V137H247ZM0 139H1V138H0ZM4 139H5V138H3V140H4ZM9 139H6V140H9ZM31 139H30V141H32ZM40 139H41V138H40ZM55 139H54V140H55ZM67 139H65L66 141H65V140H62V139H61V140H62V141H65V142L67 143ZM134 139H135V138H134ZM134 139H133V140H134ZM230 139H231V138H230ZM3 140H2V142H3ZM19 140H20V141H18V142L21 143L23 139H22V140L19 139ZM25 140L27 141V139H25ZM41 140H42V139H41ZM44 140H43V141H44ZM61 140H60V141H61ZM69 140H70V139H69ZM138 140H140V139L138 138ZM141 140H143V139H141ZM240 140H241V139H240ZM14 141L17 143L16 137L14 138ZM30 141L28 140L29 143H31ZM34 141H35V140H34ZM37 141H38V140H37ZM37 141H36V142H37ZM57 141H54V142H57ZM60 141H59V142H60ZM62 141H61V142H62ZM71 141H73V140H71ZM82 141H83V140H82ZM136 141H137V140H136ZM154 141H155V140H154ZM218 141H219V140H216V142H218ZM243 141H244V140H243ZM76 142H77V141H76ZM107 142H109V141H107ZM120 142H121V141H120ZM137 142H139V141H137ZM137 142H135V145H136ZM146 142L149 143V142H152V141L149 140V141H146ZM158 142H159V141H158ZM23 143H24V142H23ZM23 143H21V144H23ZM25 143H27V142H25ZM32 143H33V142H32ZM32 143H31V144H32ZM41 143H42V142H41ZM44 143H46V141H44ZM44 143H43V144H44ZM69 143H70V142H68V144H69ZM71 143H73V142H71ZM98 143H99V142H98ZM126 143H127V142H126ZM140 143H142V141H141ZM140 143H138L139 146H137L138 144H137L136 146H137L138 148L142 149V151L145 150L146 152H148V151H147V150H148L147 148H150V145H149L150 143H149V144H146V143H144V141H143V144L140 145ZM152 143H153V142H152ZM152 143H151V144H152ZM155 143H156L155 146L158 145L156 141H155ZM219 143H220V141H219ZM219 143H217V147H218V146H222V145H218ZM9 144H12V143H9ZM9 144H8V145H9ZM27 144H28V143H27ZM27 144H25V146H28V145H29V144H28V145H27ZM48 144H49V142H48ZM68 144H66V145H68ZM75 144H76V143H75ZM84 144H85V143H84ZM84 144H83V145H84ZM107 144H108V143H107ZM110 144H111V143H110ZM132 144H133V143H132ZM159 144H161V143H159ZM162 144H164V143H162ZM220 144H221V143H220ZM225 144H226V143H225ZM253 144H254V143H253ZM4 145H5V147H6V143H5V142H4ZM14 145H15V146H16V145L18 146L19 144L17 143V144H14ZM33 145H34V144H33ZM41 145H42V144H41ZM45 145H46V144H45ZM53 145H54V144H52L51 146H53ZM60 145H61V143H60ZM64 145H65V143H63V146H64ZM69 145H72V144H69ZM111 145H112V144H111ZM113 145H114V144H113ZM135 145H134L133 148H135ZM152 145H153V144H152ZM228 145H229V144H228ZM251 145H252V144H251ZM11 146H12V145H11ZM15 146H14V149H13V150L16 149ZM17 146H16V147H17ZM20 146L22 147L23 145H20ZM20 146H19V147H20ZM34 146H35V145H34ZM43 146H44V145H43ZM54 146H56V145H54ZM58 146H59V145H58ZM63 146H62V148H63ZM81 146H82V145H81ZM132 146H133V145H132ZM155 146H152V147L154 148ZM162 146H163V145H162ZM212 146H213L214 148H213ZM0 147H1V145H0ZM2 147L5 148L4 146H2ZM12 147H13V146H12ZM30 147H31V145H30ZM35 147H36V146H35ZM78 147H79V146H78ZM123 147H125V146H123ZM127 147H129V145H128ZM152 147H151V148H152ZM157 147H158V146H157ZM217 147H216V148H217ZM65 148H66V147H65ZM138 148H137V149H138ZM159 148H160V146H159ZM216 148H215V149H216ZM219 148H220V147H219ZM245 148H246V147H245ZM245 148H244V149H245ZM5 149H6V148H5ZM20 149H21V148H20ZM34 149H35V148H34ZM40 149H41V148H40ZM46 149H47V148H46ZM50 149H51V148H50ZM52 149H54V148H52ZM56 149H57V147H56ZM58 149H59V148H58ZM102 149H103V148H102ZM121 149H122V148H121ZM121 149H120V151H123V149H122V150H121ZM124 149H127V148H124ZM129 149H130V148H129ZM137 149H136V151H137ZM146 149H147V150H146ZM160 149H161V148H160ZM166 149H167V148H166ZM169 149H168V150H169ZM11 150H12V149H11ZM11 150H10V151H11ZM24 150H25V149H24ZM31 150H32V149H31ZM48 150H49V149H48ZM77 150H78V149H77ZM132 150H133V149H132ZM150 150H151V149H150ZM242 150H243V149H242ZM3 151H4V150H3ZM8 151H9V150H8ZM20 151H23V150H20ZM32 151H34V150H32ZM52 151H53V150H52ZM61 151H62V150H61ZM111 151H112V150H111ZM124 151H125V150H124ZM129 151H130V150H129ZM133 151H134V150H133ZM133 151H132V152H133ZM136 151H135V153H136ZM140 151H141V150H140ZM142 151H141V152H142ZM156 151H157V150H156ZM160 151H161V150H160ZM160 151H159V152H160ZM215 151H216V150H215ZM217 151L219 152V150H217ZM13 152H14V151H13ZM16 152H17V151H16ZM18 152H19V151H18ZM27 152H28V151H27ZM35 152H36V151H35ZM40 152H41V151H40ZM78 152H79V151H78ZM138 152H139V151H138ZM138 152H137V153H138ZM146 152H145V154H147V155H150L151 153L153 154V152H151V153L148 152L149 154L146 153ZM165 152H166V151H165ZM165 152H164V153H165ZM9 153H10V152H9ZM11 153H12V152H11ZM19 153H20V152H19ZM19 153H18V154H19ZM21 153H23V152H21ZM21 153H20V154H21ZM30 153H31V152H30ZM32 153H34V152H32ZM32 153H31V154H32ZM70 153H71V152H70ZM70 153H69V154H70ZM82 153H83V152H82ZM100 153H101V152H100ZM126 153H128V152L126 151L125 154H126ZM135 153H134V154H131V156L133 155V157L136 158L137 156H135V155H136L137 153H136V154H135ZM142 153H143V152H142ZM160 153H161V152H160ZM167 153H168V151H167ZM220 153H221V152H219V154H220ZM222 153H223V156H224L225 153H224V152H222ZM236 153H237V152H236ZM5 154H6V153H5ZM59 154H60V153H59ZM86 154H88V152H87ZM128 154H129V153H128ZM138 154H139V153H138ZM143 154H144V153H143ZM162 154H163V152H162ZM162 154H161V155H162ZM2 155H4V152H3ZM2 155H1V156H2ZM6 155L8 156V152H7ZM11 155H12V154H11ZM13 155H14V154H13ZM21 155H22V154H21ZM27 155H28V153H27ZM27 155H26V156H27ZM32 155H33V154H32ZM32 155H31V156H32ZM40 155H41V153H40ZM90 155H91V154H90ZM102 155H103V154H102ZM113 155H114V154H113ZM126 155H127V154H126ZM163 155H165V154H163ZM231 155H232V154H231ZM9 156H10V155H9ZM9 156H8V159H9ZM22 156H23V155H22ZM24 156H25V154H24ZM38 156H39V155H38ZM38 156H37V157H38ZM78 156H79V155H78ZM80 156H81V155H80ZM106 156H107V155H106ZM127 156H128V155H127ZM141 156H142V155H141ZM143 156H144V155H143ZM143 156H142V157H143ZM13 157H17V155H16V156H13ZM18 157H19V156H18ZM18 157H17V158H18ZM29 157H30V155H29ZM37 157H36V158H37ZM46 157H47V156H46ZM74 157H75V156H74ZM83 157H84V156H83ZM99 157H100V156H99ZM145 157H146V156H145ZM150 157H151V155H150ZM219 157H220V156H219ZM219 157H218V158H219ZM225 157H226V156H225ZM225 157H224V158H225ZM230 157H231V156H230ZM4 158H5V157H4ZM19 158H20V157H19ZM30 158H31V157H30ZM32 158H33V157H32ZM41 158H42V157H41ZM72 158H73V157H72ZM76 158H77V157H76ZM90 158H91V157H90ZM120 158H121V157H120ZM129 158H130V156H129ZM135 158H133V159L135 160ZM143 158H144V157H143ZM147 158H148V156H147ZM152 158H153V157H152ZM215 158H216V157H215ZM220 158H221V157H220ZM8 159H7V160H8ZM25 159H28V158H25ZM68 159H69V158H68ZM83 159H84V158H83ZM112 159H113V157H112ZM136 159H138V158H136ZM141 159H142V158H141ZM237 159H238V158H237ZM2 160H3V159H2ZM2 160H1V161H2ZM7 160H6V161H7ZM12 160L15 161L14 159H12ZM18 160H19V159H18ZM18 160H17V161H18ZM32 160H33V159H32ZM40 160H41V159H40ZM92 160H93V159H92ZM98 160H99V158H98ZM130 160H131V159H130ZM134 160H133V161H134ZM198 160H199V161H198ZM221 160H223V159H221ZM233 160H234V159H233ZM235 160H236V159H235ZM3 161H4V160H3ZM17 161H16V162H17ZM20 161H21V160H20ZM20 161H18V162H20ZM50 161H51V160H50ZM58 161H59V160H58ZM58 161H57V163H60V162H58ZM124 161H125V160H124ZM135 161H136V160H135ZM144 161H145V160H144ZM21 162H22V161H21ZM95 162H97V161H95ZM146 162H147V161H146ZM7 163H8V161H7ZM9 163H10V162H9ZM34 163H35V162H34ZM57 163H55V164H57ZM70 163H71V162H70ZM79 163H80V162H79ZM193 163H194V162H193ZM202 163H203V162H202ZM5 164H6V163H5ZM5 164H4V165H5ZM11 164H12V163H11ZM11 164H10V165H11ZM15 164H16V163H15ZM22 164H24V163H22ZM22 164H21V165H22ZM62 164H63V163H62ZM64 164H65V163H64ZM90 164H91V163H90ZM92 164H94V163H92ZM92 164H91V165H92ZM135 164H136V163H135ZM226 164H227V163H226ZM228 164H229V163H228ZM32 165H33V164H32ZM35 165H36V164H35ZM47 165H48V164H47ZM83 165H84V164H83ZM108 165H109V164H108ZM117 165H118V164H117ZM136 165H137V164H136ZM143 165H144V163H143ZM200 165H201V164H200ZM59 166H60V165H59ZM131 166H132V165H131ZM134 166H135V165H134ZM141 166H142V164H141ZM192 166H193V167H192ZM196 166H197V165H196ZM206 166H207V163H206ZM218 166H219V165H218ZM225 166H226V165H225ZM8 167H10V166H8ZM32 167H33V166H32ZM39 167H40V166H39ZM56 167H57V166H56ZM56 167H55V168H56ZM71 167H72V166H71ZM83 167H84V166H83ZM85 167H86V166H85ZM91 167H92V166H91ZM129 167H130V166H129ZM139 167H140V165L137 167L138 170H140ZM142 167H144V166H142ZM2 168H5V167L2 166ZM20 168H21V167H20ZM134 168H135V167H133V168H131V169L133 170ZM140 168H141V167H140ZM0 169H1V168H0ZM12 169H13V168H12ZM14 169H15V168H14ZM39 169H41V168H39ZM49 169H50V168H49ZM58 169H59V168H58ZM127 169H128V168H127ZM226 169H227V168H226ZM2 170H3V169H2ZM30 170H31V169H30ZM232 170H233V169H232ZM3 171H4V170H3ZM28 171H29V170H28ZM72 171H73V170H72ZM75 171H76V170H75ZM142 171H141V172H142ZM7 172H8V171H7ZM10 172H11V171H10ZM14 172H15V171H14ZM131 172H132V171H131ZM141 172H139V173H141ZM185 172H186V171H185ZM185 172H183V173H185ZM187 172H188V171H187ZM232 172H233V171H232ZM30 173H31V172H30ZM67 173H68V171H67ZM80 173H81V172H80ZM170 173H171V172H170ZM200 173H201V170H200ZM203 173H201V174L203 175ZM221 173H222V172H221ZM23 174H24V173H23ZM74 174H75V173H74ZM129 174H130V173H129ZM196 174L199 175V173H196ZM201 174H200V177H201ZM230 174H231V173H230ZM76 175H77V174H76ZM93 175H94V174H93ZM93 175H92V176H93ZM172 175H173V174H172ZM182 175H183V174H182ZM190 175H191V173H190ZM193 175H194V174H193ZM23 176H24V175H23ZM30 176H31V175H30ZM37 176H38V175H37ZM56 176H57V175H56ZM119 176H121V174H120ZM119 176H118V177H119ZM132 176H133V175H132ZM141 176H142V175H141ZM177 176H178V175H177ZM191 176H192V175H191ZM195 176L197 177V175H194V177H195ZM93 177H94V176H93ZM135 177H136V176H135ZM200 177H199V178H200ZM202 177H203V176H202ZM119 178H120V177H119ZM119 178H117V179H119ZM128 178H129V177H128ZM128 178H127V180H128ZM183 178H184V177H183ZM206 178H207V177H206ZM208 178H207V179H208ZM215 178H216V177H215ZM8 179H9V178H8ZM18 179H19V178H18ZM40 179H41V178H39V180H40ZM145 179H146V177H145ZM149 179H147V180L149 181ZM163 179H164V178H163ZM190 179H191V178H190ZM212 179H213V178H212ZM159 180H160V179H159ZM195 180H196V179H195ZM202 180H203V179H202ZM32 181H33V180H32ZM41 181H42V180H41ZM43 181H44V180H43ZM114 181H115V179H114ZM114 181H113V182H114ZM129 181H131V179H130ZM150 181H151V180H150ZM160 181H161V180H160ZM166 181H167V180H166ZM203 181H204V180H203ZM206 181H207V180H206ZM21 182H22V181H21ZM39 182H40V181H39ZM115 182H116V181H115ZM117 182L120 183L119 185H124V184L126 183V181L124 182L123 180H121V178H120L119 181L117 180ZM15 183H16V182H15ZM118 183H115V185H116V184L118 185ZM127 183H128V181H127ZM127 183L125 184V186L127 185ZM172 183H173V181H172ZM208 183H209V182H208ZM179 184H180V183H179ZM186 184H187V183H186ZM219 184H220V183H219ZM2 185H4V184H2ZM2 185H1V186H2ZM115 185H114V186H115ZM177 185H178V184H177ZM201 185H202V184H201ZM205 185H206V184H205ZM12 186H13V185H12ZM149 186H150V185H149ZM153 186H154V185H153ZM153 186L151 185V186H150V189H153V188H151V187H153ZM167 186H168V185H167ZM3 187H4V186H3ZM111 187H112V185H111ZM116 187H117V186H116ZM121 187H122V186H121ZM176 187H177V186H176ZM210 187H211V186H210ZM7 188H8V187H7ZM109 188H110V187H109ZM114 188H115V187H114ZM146 188H147V187H146ZM174 188H175V187H174ZM99 189H100V188H98V190H99ZM111 189H112V188H111ZM119 189H121V188H119ZM154 189H155V188H154ZM19 190H20V189H19ZM57 190H58V189H57ZM91 190H92V189H91ZM114 190L116 191V189H114ZM117 190H118V188H117ZM179 190H180V189H179ZM221 190H222V189H221ZM12 191H13V190H12ZM107 191H108V190H107ZM112 191H113V190H112ZM19 192H20V191H19ZM62 192H63V191H62ZM100 192H101V189H100ZM51 193H52V192H51ZM102 193H103V191H102ZM104 193H105V192H104ZM104 193H103V194H104ZM111 193H113V192H111V190H110L109 194L111 195ZM175 193H176V192H175ZM38 194H39V193H38ZM47 194H48V193H47ZM64 194H65V193H64ZM81 194H83V193H81ZM100 194H101V193H100ZM109 194H107V195H109ZM114 194H115V193H114ZM114 194H113V195H114ZM221 195H222V194H221ZM31 196H32V195H31ZM59 196H60V195H59ZM120 196H121V195H120ZM173 196H174V195H173ZM217 196H218V195H217ZM106 198H107V196L104 194L102 200L104 201ZM109 198H110V197H109ZM181 198H182V197H181ZM225 198H226V197H225ZM100 199H101V198H100ZM213 199H214V198H213ZM7 200H8V199H7ZM24 200H25V199H24ZM34 200H35V199H34ZM45 200H46V199H45ZM105 201H106V200H105ZM110 202H111V201H110ZM214 202H215V201H214ZM46 204H47V203H46ZM178 204H179V203H178ZM222 204H223V203H222ZM56 205H57V204H56ZM60 205H61V204H60ZM60 205H59V206H60ZM64 205H65V204H64ZM70 205H72V204H70ZM52 206H53V205H52ZM52 206H51V208H52ZM54 206H55V204H54ZM54 206H53V208H54ZM62 206H63V205H62ZM66 206H67V205H66ZM99 206H100V205H99ZM104 206H105V205H104ZM11 207H12V206H11ZM64 207H65V206H64ZM67 207H68V206H67ZM72 207H73V206H72ZM78 207H79V206H78ZM75 208H76V207H75ZM75 208H73V209H75ZM97 208H98V207H97ZM77 209H78V208H77ZM50 210H52V209H50ZM57 210H59V209H57ZM66 210H67V209H66ZM69 210L71 211V208H70ZM69 210H68V211H69ZM60 211H63V210H60ZM70 211H69V212H70ZM74 211L76 212V210H74ZM74 211H71L70 214L73 212V214H75V217H77V216H76L77 214L74 213ZM93 211H94V210H93ZM49 212H50V211H49ZM54 212H55V211H54ZM64 212H65V211H64ZM84 212H85V211H84ZM84 212H83V213H84ZM90 212H91V211H90ZM55 213H56V212H55ZM61 213H62V214H66V213H63V212H61ZM77 213H78V212H77ZM56 214H57V216H58V212H57ZM59 214H60V212H59ZM62 214H60V215L63 216ZM66 215L69 216V217H71V218L73 217V216L69 215V213L66 214ZM91 215H92V214H91ZM55 216H56V215H55ZM57 216H56V218H57ZM64 216H65V215H64ZM78 216H80L79 213H78ZM224 216H225V215H224ZM35 217H36V216H35ZM52 217H53V216H52ZM58 217H59V216H58ZM69 217H67V218H69ZM60 218H62V217H60ZM60 218H58V219H60ZM63 218H64V217H63ZM65 218H66V217H65ZM77 218H79V217H77ZM77 218H76V219H77ZM81 218H82V217H81ZM85 218H86V217H85ZM209 218H210V217H209ZM221 218H222V217H221ZM35 219H36V218H35ZM39 219H40V218H39ZM39 219H38V220H39ZM53 219H55V218L53 217ZM53 219H52V222H53ZM76 219H75V220H76ZM223 219H225V218H223ZM251 219H252V218H251ZM18 220H19V219H18ZM41 220H42V222H43V218H42ZM41 220H39V222H40ZM50 220H51V219H50ZM60 220L63 221L62 219H60ZM64 220H65V219H64ZM77 220H78V219H77ZM82 220H83V219H82ZM82 220H81V222H82ZM93 220H94V219H93ZM228 220H229V219H228ZM233 220H234V219H233ZM239 220H240V219H239ZM55 221H57V220H55ZM61 221H59V222H61ZM65 221H66V220H65ZM71 221H73V219H71ZM209 221H210V220H209ZM23 222H24V221H23ZM39 222H38V225H39ZM67 222H68V221H67ZM67 222H65V223L67 224V226L65 225L64 222H62V223H64V225H65L66 227H68V223H67ZM73 222H74V221H73ZM71 223H72V222H71ZM198 223H199V222H198ZM29 224H30V223H29ZM53 224H54V223H53ZM72 224H73V223H72ZM210 224H211V223H210ZM256 224H257V223H256ZM20 225H21V224H20ZM54 225H56V223H55ZM57 225H60V224L57 223ZM62 225H63V224H62ZM64 225H63V226H64ZM69 225H70V220H69ZM77 225H79V224H77V222H76V226H77ZM84 225H85V224H84ZM199 225H200V224H199ZM212 225H213V224H212ZM220 225H221V224H220ZM224 225H225V224H224ZM227 225H228V224H227ZM234 225H235V224H234ZM39 226H40V225H39ZM63 226H62V227H63ZM21 227H22V225H21ZM59 227H60V226H59ZM66 227H65V228H66ZM74 227H75V226H74ZM79 227H80V226H79ZM85 227H86V226H85ZM43 228H44V227H43ZM75 228H76V227H75ZM75 228H73V229H75ZM93 228H94V227H93ZM183 228H184V227H183ZM235 228H236V227H235ZM66 229H67V228H66ZM81 229H82V228H81ZM185 229H186V228H185ZM185 229H184V230H185ZM211 229H213V228H211ZM29 230H30V229H29ZM52 230H53V229H52ZM54 230H55V229H54ZM63 230H64V228H63ZM71 230H72V229H71ZM71 230H70V228H69V231H71ZM76 230H77V229H76ZM231 230H232V229H231ZM234 230H235V229H234ZM64 231H65V230H64ZM67 231H68V230H67ZM85 231H86V230H85ZM92 234H93V233H92ZM168 243H169V242H168ZM170 243H171V242H170ZM172 244H173V243H172ZM62 246H63V245H62ZM169 247H170V245H169ZM47 248H48V247H47ZM167 248H168V247H167ZM25 249H26V248H25ZM86 249H87V248H86ZM2 250H3V249H2ZM90 250H91V249H90ZM28 251H29V250H28ZM168 252H169V250H168ZM168 252H167V253H168ZM85 254H86V253H85ZM260 254H261V253H260ZM6 256H7V255H6ZM6 256H5V257H6ZM256 257H257V256H256ZM100 258H101V257H100ZM89 261H90V260H89ZM114 263H115V262H114Z\"/></svg>","mask_w":264,"mask_h":264}]
</instances>
